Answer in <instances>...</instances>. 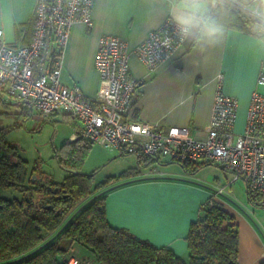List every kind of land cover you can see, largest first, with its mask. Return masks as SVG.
<instances>
[{
  "label": "crops",
  "instance_id": "obj_1",
  "mask_svg": "<svg viewBox=\"0 0 264 264\" xmlns=\"http://www.w3.org/2000/svg\"><path fill=\"white\" fill-rule=\"evenodd\" d=\"M36 1L0 0V27L7 44L20 47L29 42ZM91 18V26L76 22L70 27L60 73L63 84L77 86L87 99L96 100L101 86L95 66L99 41L104 35L115 36L126 42L130 74L141 84L131 113L133 118L156 123L163 129L188 126L191 137L203 139L221 80V92L238 101L234 132L244 130L252 91L258 89L264 95V86L256 85L264 46L229 33L220 44L204 52L181 44L148 69L133 50L166 21L156 0H93ZM59 112L66 122L62 137L71 142L81 123L62 111L53 114ZM40 116L32 109L29 118L38 126ZM135 160L136 165L129 164L121 172L131 169L136 173L111 184L106 194V217L111 226L126 229L139 239L157 247H168L183 256L190 223L197 218L200 205L214 197L234 216L237 224L239 264H260L264 260V230L224 196L191 180L192 174L217 163L205 162L208 164L194 173L182 169L183 173L162 168L177 163L166 158L141 165L136 157ZM157 164L161 169H155ZM228 186L231 188V184Z\"/></svg>",
  "mask_w": 264,
  "mask_h": 264
},
{
  "label": "built area",
  "instance_id": "obj_2",
  "mask_svg": "<svg viewBox=\"0 0 264 264\" xmlns=\"http://www.w3.org/2000/svg\"><path fill=\"white\" fill-rule=\"evenodd\" d=\"M92 5L93 0H37L30 40L20 47L7 44L0 27V99L25 101L41 115L38 123L62 111L81 123L76 137L137 160L217 163L232 174L233 181L242 179L252 201L264 208V95L258 89L251 93L244 130L235 133L238 101L221 92L219 80L205 137L196 139L188 126L163 129L132 117L141 84L130 74V51L118 37L100 38L95 66L101 86L96 100L87 99L77 86L62 83L63 50L70 27L76 22L91 26ZM179 45L174 29L165 21L133 52L152 69ZM256 85L264 86V60ZM224 192L225 186L215 194ZM209 200L212 204L214 197ZM67 264L92 263L70 256Z\"/></svg>",
  "mask_w": 264,
  "mask_h": 264
},
{
  "label": "trees",
  "instance_id": "obj_3",
  "mask_svg": "<svg viewBox=\"0 0 264 264\" xmlns=\"http://www.w3.org/2000/svg\"><path fill=\"white\" fill-rule=\"evenodd\" d=\"M9 102L19 106L25 118L30 117L32 108L25 101ZM92 144L79 137L63 146L65 152L58 156L66 172L62 181L41 176L31 181L35 171L28 174L26 162L0 130V187L22 194L19 199L0 197V264H67L70 256H76L72 252L76 244L86 250L77 257L87 259L89 255L92 264H239L234 216L222 203L213 200L210 204V198L200 205L197 218L189 225L188 261L168 247L154 246L126 229L111 226L106 217V194L111 184L136 170L94 182V172L78 171ZM204 164L208 163H179L191 173Z\"/></svg>",
  "mask_w": 264,
  "mask_h": 264
},
{
  "label": "rangeland",
  "instance_id": "obj_4",
  "mask_svg": "<svg viewBox=\"0 0 264 264\" xmlns=\"http://www.w3.org/2000/svg\"><path fill=\"white\" fill-rule=\"evenodd\" d=\"M12 103L0 99V130L4 140L16 147L18 156L26 162L28 174L35 171L33 175L37 177L41 176L52 182L62 181L66 172L59 165L58 156L65 152L63 146L68 142L62 137L66 131V122L62 120L61 112L50 115L37 126L34 125L33 118H25L20 107ZM129 164L136 165L134 156L93 143L78 171L87 175L94 172V182L97 183L110 174H120ZM162 168H167L169 172H183L177 163H169ZM155 169H161V165L157 164ZM191 176L192 181L214 192L225 185L222 196L236 206L249 221L255 223L256 227L264 230V208L249 199L246 184L242 179L233 181L232 174L218 164L207 165ZM229 182H232L231 188L228 186ZM0 197L19 199L22 194L13 188L0 187ZM84 251L86 250L77 244L73 246L72 252L76 256H83ZM183 254L182 259L188 261V252ZM85 257L94 263L89 255Z\"/></svg>",
  "mask_w": 264,
  "mask_h": 264
},
{
  "label": "clouds",
  "instance_id": "obj_5",
  "mask_svg": "<svg viewBox=\"0 0 264 264\" xmlns=\"http://www.w3.org/2000/svg\"><path fill=\"white\" fill-rule=\"evenodd\" d=\"M177 42L204 52L227 34L264 46V0H156Z\"/></svg>",
  "mask_w": 264,
  "mask_h": 264
},
{
  "label": "water",
  "instance_id": "obj_6",
  "mask_svg": "<svg viewBox=\"0 0 264 264\" xmlns=\"http://www.w3.org/2000/svg\"><path fill=\"white\" fill-rule=\"evenodd\" d=\"M79 137H76V138H74L72 141L74 142V141H76L77 139H78ZM40 180V179H38L37 178V176L36 175H33L32 177H31V181H34V180Z\"/></svg>",
  "mask_w": 264,
  "mask_h": 264
}]
</instances>
